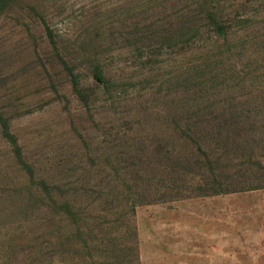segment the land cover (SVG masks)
<instances>
[{
	"label": "rangeland",
	"instance_id": "obj_1",
	"mask_svg": "<svg viewBox=\"0 0 264 264\" xmlns=\"http://www.w3.org/2000/svg\"><path fill=\"white\" fill-rule=\"evenodd\" d=\"M196 3L17 0L0 17V119L36 181H46L81 220L78 231L47 207L0 128V264H264V188L128 208L126 197L148 189L135 165L158 163V148L173 136L163 118L179 115V76L217 54L197 41L183 51L170 45L181 17L199 20ZM226 7L255 29L264 19V0H228ZM210 37L203 29L199 40ZM94 57L116 94L94 87ZM226 58L220 66L240 72L248 56ZM205 92L240 101L256 95L240 79L212 81Z\"/></svg>",
	"mask_w": 264,
	"mask_h": 264
},
{
	"label": "trees",
	"instance_id": "obj_2",
	"mask_svg": "<svg viewBox=\"0 0 264 264\" xmlns=\"http://www.w3.org/2000/svg\"><path fill=\"white\" fill-rule=\"evenodd\" d=\"M16 1L0 0V17L10 11ZM226 1L197 0L201 15L199 20L188 19L187 15L181 17L185 22L179 23V29L169 37L170 45H179L180 51L197 41L201 43V50L217 54L212 57L208 55L197 68H188L184 73L192 71L188 75L190 79L185 78L184 73L179 76V85H184L179 94V103L174 106H179V115L168 112L163 118L173 136H167L165 145L158 148L162 152L160 157L155 158L158 163L135 165L137 173L148 180L144 182L148 189L137 199L126 197L130 210L142 204L264 188V34H261L264 19L257 22L259 26L256 29L248 26L249 17L244 18L238 10L226 7ZM42 25L50 43L56 47L52 31L44 20ZM203 29L211 35L208 43L203 38L199 40ZM243 52L248 58L240 72L233 66L229 70L222 67L224 65L220 66L227 60L226 55L229 60L233 54ZM212 62H216V65L210 67ZM90 75L94 87L101 93L111 96L119 91L116 82L106 75L100 59L94 57ZM239 79L254 89V97H247L243 101L235 96L219 99L218 95L205 92L207 84L212 81ZM194 82V88L189 89ZM78 94L85 98L80 91ZM165 107L172 108L167 104ZM0 128L17 163L29 177L30 185L38 187V192L47 197V207L51 211L67 217L79 231L81 220L71 204L53 196L46 181H36L34 169L24 161L21 149L3 119H0ZM143 166L147 169L145 167L141 171ZM126 182L127 179L121 181ZM31 186L28 188L29 195L33 194Z\"/></svg>",
	"mask_w": 264,
	"mask_h": 264
},
{
	"label": "crops",
	"instance_id": "obj_3",
	"mask_svg": "<svg viewBox=\"0 0 264 264\" xmlns=\"http://www.w3.org/2000/svg\"><path fill=\"white\" fill-rule=\"evenodd\" d=\"M179 225L180 226H182V223H180L179 222ZM181 228V227H180ZM180 228H179V230H180ZM184 256L182 255V256H179V261H184L185 259L183 258ZM195 260H200V259H203L204 257H203V255H200V254H194L193 256H192ZM208 258V257H207ZM204 260H206V259H204Z\"/></svg>",
	"mask_w": 264,
	"mask_h": 264
}]
</instances>
